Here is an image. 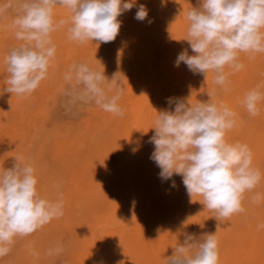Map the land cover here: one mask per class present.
Listing matches in <instances>:
<instances>
[{"label": "bare ground", "instance_id": "bare-ground-1", "mask_svg": "<svg viewBox=\"0 0 264 264\" xmlns=\"http://www.w3.org/2000/svg\"><path fill=\"white\" fill-rule=\"evenodd\" d=\"M141 4L148 10L144 21L135 19ZM198 6L199 0H136L130 11L117 17L121 27L114 50L107 65L93 70L104 71L109 82L116 74L122 81L118 103L124 115L92 104L89 114L65 131L49 130L43 124L45 97L51 87L45 79L30 95L4 91L7 73L3 76L0 35V170L22 158L35 168L40 196L55 201L58 185L64 201L62 217L29 236L17 237L0 264H57L60 259L64 264H165L184 232L216 231L218 264H264V228H257L264 224V198L259 203L252 200L257 193L264 197V101L255 117L241 103L247 91L264 82V53L252 60L240 53L244 68L229 76L231 83L226 87L214 84L211 72L205 80L183 62L176 67L179 53L187 49L189 55L195 54L183 39L189 25L186 13ZM54 13L64 18L62 10ZM60 70V63L53 59L49 72ZM108 81L103 87L111 96L116 90ZM211 89L216 90L214 100L237 113L226 140L247 144L253 166L262 174L255 189L245 193L244 211L220 222L197 201L202 197L194 196L190 202L181 176L161 180V169L150 159L154 145L148 142L157 113L174 110L167 98L207 102ZM33 150L35 156L29 162L26 153ZM109 150L115 154L113 165L104 161ZM57 244L64 251L46 255Z\"/></svg>", "mask_w": 264, "mask_h": 264}, {"label": "clouds", "instance_id": "clouds-1", "mask_svg": "<svg viewBox=\"0 0 264 264\" xmlns=\"http://www.w3.org/2000/svg\"><path fill=\"white\" fill-rule=\"evenodd\" d=\"M135 5L136 0H5L0 4V16L14 15L10 27L23 43L10 48L4 58V91L30 95L47 78L56 53L53 32L68 24L71 41L109 43L119 34L121 22L117 17ZM56 7L69 10L70 19L56 21ZM147 17L146 6L139 5L135 19L144 21ZM186 19L189 25L183 40L195 54L189 55L185 49L178 54L175 66L183 62L193 73L203 74L205 80L211 72L218 86L226 87L231 83L229 76L244 68L240 53L247 54L250 60L264 53V0H199L198 7L187 11ZM64 79L70 85L66 94L116 116L124 115L118 103L123 83L117 74L109 82L104 71H95L80 62L68 68ZM73 80L75 85L71 84ZM105 81L116 90L111 96L105 92ZM261 88L264 82L247 91L241 101L253 117L259 115L264 101ZM215 91L207 92V102L195 104L189 99L167 98L170 106L175 105L174 110L156 112L150 128L154 135L148 142L154 145L150 159L161 169V180H170L174 174L181 176L190 202L194 196L202 197L197 201L220 222L244 211L245 193L255 189L262 174L253 166V153L247 144L226 140L227 132L236 125L237 113L214 100ZM37 184L34 166L22 158H15L11 167L0 170V257L9 254L17 237L29 236L63 216L59 186L56 185L57 199L51 201L40 196ZM171 186H176L175 181ZM262 198L257 193L252 200L259 203ZM257 228H264V224ZM216 232H184L173 254L165 257V264H218ZM63 251V245L57 244L46 255L58 256Z\"/></svg>", "mask_w": 264, "mask_h": 264}, {"label": "rangeland", "instance_id": "rangeland-1", "mask_svg": "<svg viewBox=\"0 0 264 264\" xmlns=\"http://www.w3.org/2000/svg\"><path fill=\"white\" fill-rule=\"evenodd\" d=\"M4 2L5 0H0V4H3ZM58 9L65 12L63 19L66 20L70 19L71 13L69 10L56 7L54 11L57 12ZM58 17L61 16L57 15V13H54V18L56 19V21L60 20L58 19ZM13 18L14 15L12 13H8L6 16H0V35H3V76H6L7 73L6 68L4 67L6 66V64L4 63V58L6 54L9 52L10 48L14 46H18L20 43H23L22 41H19L15 38L14 31L10 27ZM68 26L69 25L66 24L59 30L52 33V41L56 46V53L54 59H55V63L57 62L60 63L61 70L59 71V73L56 74L51 73L48 70V75L47 78L45 79L46 82H49L51 87L47 96L45 97L46 101L44 104V109L42 111L44 118L42 119V121L44 122L43 124L45 125L46 129L49 130L54 129V131L58 129L61 131H65L66 129H70L71 127L73 128L74 126L79 124L84 119V117H86L89 114L88 111L91 108V105L93 104V103H85L83 105L84 102L79 101L77 99L74 100L73 95L70 96L69 94H66L70 85L69 82L64 79L63 75L65 74V71H67L71 65L80 62L88 63V65L92 69L93 68L100 69L102 68V65L104 67V65H107L108 63L107 60L109 55L114 50V43H115L114 42L115 40L109 43H97L92 41H88L86 43H79V42L71 41L68 39V34H67ZM71 84L75 85V80H73ZM103 86L105 87V84ZM74 105L76 108L72 107ZM80 112H82V114ZM108 152L109 153L104 156L105 158L104 161L105 163H109L113 165L115 163V154L111 150H109ZM26 154H27L26 155L27 161L31 162V160L35 156V151L33 150V152ZM56 263L64 264L63 262H61V259L56 261Z\"/></svg>", "mask_w": 264, "mask_h": 264}]
</instances>
